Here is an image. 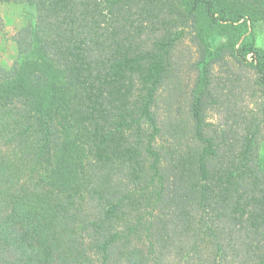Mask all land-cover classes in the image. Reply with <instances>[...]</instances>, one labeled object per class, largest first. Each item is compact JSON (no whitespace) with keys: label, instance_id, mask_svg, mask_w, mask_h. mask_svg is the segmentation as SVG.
<instances>
[{"label":"trees","instance_id":"trees-1","mask_svg":"<svg viewBox=\"0 0 264 264\" xmlns=\"http://www.w3.org/2000/svg\"><path fill=\"white\" fill-rule=\"evenodd\" d=\"M7 3L0 264H264V0Z\"/></svg>","mask_w":264,"mask_h":264},{"label":"rangeland","instance_id":"rangeland-1","mask_svg":"<svg viewBox=\"0 0 264 264\" xmlns=\"http://www.w3.org/2000/svg\"><path fill=\"white\" fill-rule=\"evenodd\" d=\"M0 12H1L0 63L3 62V64L10 65L13 61L16 60L18 53L16 44L13 41V37L16 31L18 30V28H20L22 24L25 22L26 15L23 6L19 3H7L0 5ZM258 40H259L258 44L260 46H264L263 32L259 34ZM177 54H178V58L183 64L186 73L184 79V85H186L185 86L186 88H189L192 85L194 78L196 76V73L191 71L189 68V65H191L192 61L195 58L194 49L189 45V43H185L179 48ZM222 77L224 79L223 75H220L219 79H222ZM219 86L222 88V83ZM221 101H222L221 105L218 107L219 109L222 110L217 109L216 111L210 113L209 115V121H211L213 124L217 126L223 125L229 117V113L227 112V110H223V108L227 109L226 107L231 106L233 103L238 104L239 107L238 110L245 111L246 109L247 112H249L250 110H254L258 112L259 103L245 95L242 101H235L234 99L232 101L225 99ZM177 102H175L176 105H178ZM179 105H182V102H180ZM163 107L167 109L165 105ZM165 116L166 114H164L163 117Z\"/></svg>","mask_w":264,"mask_h":264}]
</instances>
